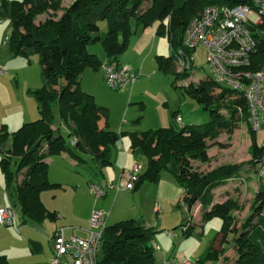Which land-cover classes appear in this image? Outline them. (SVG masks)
<instances>
[{
  "label": "trees",
  "instance_id": "16d2710c",
  "mask_svg": "<svg viewBox=\"0 0 264 264\" xmlns=\"http://www.w3.org/2000/svg\"><path fill=\"white\" fill-rule=\"evenodd\" d=\"M48 1L1 0L0 3V16L12 24L10 43L14 54H37L44 78V85L35 90L39 102L38 118L16 130L10 144H7L8 134L0 133V167L11 195L21 206L24 217L38 222L57 214L41 199L43 190L56 185L48 176L50 155L68 151L79 162L91 160L98 171L111 163L112 147L120 140L121 132L109 129V108L99 104L94 94L82 88L81 79L88 67L103 69L105 62L120 63L118 55L127 49L132 33L130 18L136 19L138 27L158 21L159 27L166 30L172 52L158 54L156 60L160 70L174 76L175 83L187 80L192 74V70L177 71L176 54L184 48L185 30L193 14L211 4L249 3V0H152L150 7L141 12L144 0H73L60 18L38 21V14ZM59 2H55L58 7ZM99 21H106V30L101 29ZM259 28L264 30V20ZM96 43L103 46L108 60L103 61L97 55L92 46ZM263 52L264 35L253 53L251 69L260 68L255 65V57ZM217 88L216 82L209 77L198 84L190 82L182 86L185 95L210 112L209 121L180 126L174 122L179 111H172L169 125L132 135V148H140L147 159L135 187L145 180L157 182L163 171L170 172L186 191L189 212L200 203L203 221L214 216L223 219L221 232L233 236L237 254L230 257V264H264V218L259 215L264 205V188L254 213L239 225L228 213L229 206L215 202L214 191L232 179L242 177V167L229 165L204 171L195 165V161L205 163L210 160V142L223 131L233 130L234 119H249L243 94L228 88L218 91ZM219 101L223 103L215 104ZM55 105L66 125V134L61 125L56 124ZM74 139L76 143L72 142ZM254 149H259L263 155L264 147H260L256 139ZM13 162L18 167L12 185ZM191 219L186 215V221L175 228H181L189 235L194 228ZM154 233L151 227L135 218L108 224L102 239L104 256L99 255V264H154L155 248L150 244ZM222 252L226 253V250ZM218 256L219 252L209 247L194 264H207L212 258L216 262ZM225 258L229 260L228 256ZM0 264H11L1 250Z\"/></svg>",
  "mask_w": 264,
  "mask_h": 264
},
{
  "label": "rangeland",
  "instance_id": "374dc122",
  "mask_svg": "<svg viewBox=\"0 0 264 264\" xmlns=\"http://www.w3.org/2000/svg\"><path fill=\"white\" fill-rule=\"evenodd\" d=\"M59 1L60 6L58 7V5L55 3L56 0H49L47 6L44 7V9L38 14V21H46L47 19H54L56 17L60 18L64 13L65 8L73 2V0ZM151 3L152 0H144L140 6V11L145 12L150 7ZM202 10L203 8L193 15L195 16L201 13ZM262 20H264V18L261 19L260 24H262ZM130 24L132 33H130L129 37V52L135 50L139 41H141V48L145 43H150V49L151 46H153L152 40L154 35L157 36L156 32L159 22L156 21L151 25L138 27L136 19L131 17ZM99 25L102 30L107 29L106 21H99ZM158 37H160V35H158ZM159 39L160 43L158 42L157 45L158 47L160 45V49H162L164 52H155V54H170L172 50L168 35L160 37ZM97 45L101 46L100 43ZM155 51H157V49ZM155 54L150 57V60L154 63L155 70H149L142 73V77L145 79L141 81L142 85L140 86L139 90L133 89V96L130 102L124 96H122V99H117L108 92L106 93L110 97L106 94L100 93L98 99H107L110 102V105H107H109L110 108L113 107V111L115 113L117 112L119 115L122 114V116L127 114L128 118L131 116L133 118L137 117L136 115H140V113L136 114V111L141 109L140 100L143 99L147 106L146 110H144V112L147 111L145 122H147L151 113L156 112L158 109L162 110L169 108L171 109V111L169 110L171 123V112L179 111L182 103L184 104L182 105L183 108H181L184 114V124L209 121L211 119L210 112L204 109L203 106L194 98L185 95L182 89L183 85L190 82L198 84L201 79H205L207 77L213 79L212 69L206 59L205 47L201 45L196 50L195 62L191 76L185 81L175 83H173V75H166L165 73L158 71L155 63ZM255 58V65L257 67L264 66V52L258 53V57ZM176 69L180 72L177 65ZM109 88L117 92L122 91L112 89L111 87ZM217 89L218 91L221 90L220 88ZM222 103L223 101H219L215 104L220 105ZM53 110L55 113L56 124L61 125L59 107L55 105ZM61 127L63 132L66 134L64 127L62 125ZM255 139L260 147L264 145V129L254 132L251 128L248 118L244 119L237 117L234 119L233 130L223 131L215 141L212 143L210 142L211 146L208 149V156L210 160L205 163L195 161V165L198 167L201 166L204 171H209L229 165L242 167L243 178L236 177L228 182L224 187L218 188L214 192L215 202L229 206L230 209H228V213L233 215L234 220L239 225L244 222L249 217V215L254 213L255 206L260 202L263 192V185L259 174V164L262 153H259V149H254V151L252 150L253 146H255ZM68 143L71 147H74V145L69 140ZM49 160L48 176L49 179L56 185L43 190L41 192V199L49 210H57L61 215L67 217L66 223L79 227L81 218V214L79 212H83L82 203L94 199L100 200L95 197L90 189V182L98 180L96 174L99 171L91 160L87 162H81L80 165L76 167L68 165V159L60 154L50 155ZM17 167V164L13 162L11 165V169L14 172V180L12 185L15 182V173L17 172ZM67 170H70L71 172L68 173ZM0 185H2L0 187V204H6L10 202L14 206L17 218L20 220V223L24 216L22 208L18 201H16L11 196L6 177L2 172L1 167ZM4 186L6 189H4ZM115 191L116 190H114V192ZM104 198L105 197H103V200ZM127 199L131 204V199L129 197ZM118 204V198H115V200L111 199L108 210L117 208ZM179 211L180 210L178 209V212ZM180 213H182V211H180ZM172 215L173 214H168L166 210H160L156 214L152 211L151 206L147 208L146 212V217L149 216V218H151L150 222L153 223V227L156 228L153 235H159L162 239L169 238L172 246H177V250L175 251L174 248L172 253L174 257L176 256L178 259L190 258L194 264L195 260H197L202 255L201 253L209 247H211L214 252H219V256L216 262L214 261V258H212L207 264H230V257H235V255H237L233 248V236L221 232L223 219L220 216L209 218L203 226H198L190 237H185L180 228H175V226L167 228L168 230L174 232V235L168 236L165 234L164 228H160V226L157 225V222H160L161 218H163L166 223H173L175 218ZM180 221H183V215L180 216ZM180 221L178 223H181ZM210 231L220 233L217 237H206L205 235H207ZM20 234H22V232H19L16 224L8 226L0 225V250L7 255L11 264H23L25 261H27V256L25 255L31 254L28 243L26 242V244H23L21 242ZM212 235L214 236L216 234L212 233ZM179 237H182V239L185 240V244L181 250H179L178 246ZM152 243H154V240ZM224 250H226V253L222 252ZM99 255L101 258H103V249L99 251ZM154 256V264H164V254L160 253L158 249L155 250ZM225 256L229 257L228 261Z\"/></svg>",
  "mask_w": 264,
  "mask_h": 264
},
{
  "label": "crops",
  "instance_id": "0c3cea01",
  "mask_svg": "<svg viewBox=\"0 0 264 264\" xmlns=\"http://www.w3.org/2000/svg\"><path fill=\"white\" fill-rule=\"evenodd\" d=\"M0 19V62L4 63L8 68L7 73L0 75V133L8 134L7 144H10L12 142L13 133L16 130H18L24 123L34 121L38 118L39 102L35 95V90L40 89L44 85V78L39 56L37 54L31 56L14 54L10 40L7 39L11 36L12 24L9 19L1 16ZM159 26L160 25L158 24L156 32L157 36L154 35L152 40L153 46H151L150 49V43H145L141 48V41H139L135 50L129 52L130 47H127L125 51L118 55V60L120 62L129 64L134 69L141 71V76L139 80L135 82L133 87L122 90L121 92L111 90L109 88L110 86L106 82L102 67L98 69L88 67L82 75V88H85V90L87 89V91L90 90L89 92L94 94L95 99L99 104L105 105L109 108V121L107 123L109 129L118 133L121 132L120 140H118L117 143L112 147L111 163L108 166L103 167L96 174L100 182L116 183L120 181L121 184H124L125 180L122 178L123 174L127 173L136 161L141 162L145 169L147 165L146 156L140 148H132V135L135 132H141L170 124L171 118L169 116V110L171 111V109L169 108L162 110L158 109L156 112L151 113L147 122H145L147 111L144 112V110H146L147 106L143 99L140 100L141 109L136 111V114L140 113V115H136L137 117L133 118L132 116L128 118L127 114L122 116V114L119 115V113H115L113 111V107L110 108V102L107 99H98L100 93L108 95L106 93L108 92L117 99H122V96H124L129 100V102L132 100L133 89L139 90L140 86L142 85L141 81L145 79L142 77V73L149 70H155L154 63L150 60V57H152L155 52H164L162 49H160V45L158 47L157 43H160L159 38L167 36V33L163 27ZM158 35H160V37H158ZM97 44L98 43L93 44L97 55L103 61L108 60L109 57L106 54L103 46H98ZM156 49L157 51H155ZM156 55H158V53L155 54L156 67L158 71L163 72L159 69ZM164 55H169V53ZM182 105L184 104L182 103ZM182 105L179 108L178 114H181L182 120L184 122V114L181 109L183 108ZM61 125L66 128V125L62 122V120ZM0 153L2 157V152L0 151ZM60 155H63V157L68 159L67 162L70 166L76 167L81 163L75 160L68 151H63ZM47 161L49 163V158ZM67 171L68 173L71 172L70 170ZM1 186L2 185H0V187ZM4 189H6L5 186ZM114 190L116 189H109L107 194L103 196L105 197L104 200L103 197H101L97 198L100 200L94 199L82 203L83 212H79L81 214L79 227L66 223L67 217L61 215L57 210H54L57 212L56 215L52 217H46L40 222L33 221L29 218L27 219L23 216L21 222L19 223L20 220L16 215V225L19 229V232H22V234H20L21 242L23 244H26L27 242L31 251V254L25 255L27 256V261H25L23 264H49V259L52 256L54 247L53 233L59 226H66L65 236L67 237L71 236L72 234L86 236L87 230L90 226V216L95 208H101L109 212L108 224H114L122 220L135 218L136 220L151 227L153 230H156V228L153 227V223L150 222L151 218H149V216L146 217L147 208L149 206L152 207V211L156 214L160 210H166L168 214H173L172 216L175 218L173 223H166L163 218H161L160 222H157V225L160 226V228H164V230H168L167 228L169 227H176L177 225L184 223L186 221L184 220L186 213V215L188 214L189 217H192L191 224L194 226V228L193 231L189 233V235H186L183 229L180 228L185 237H190L198 226H203L206 222L202 221V207L200 203H197L192 208V211L189 212L186 205L185 189L178 183L175 176L168 171H163L159 181L157 182L145 180L132 190L122 189L118 190V192H116L117 190L114 192ZM9 191L11 190L9 189ZM128 197L131 199V204L127 199ZM115 198H118V207L113 210H108L110 206V200H115ZM7 204L11 203L9 202L0 205ZM178 209L182 211V213H180V211L178 212ZM181 215H183V221H180ZM179 221L181 223H178ZM212 233H215L216 235L213 236ZM219 233L220 232L210 231L205 236L210 238L217 237ZM153 240L154 243H152ZM178 240L179 250H181L185 244V240L182 239V237H179ZM150 244L154 246L155 250L158 249L160 253L164 254V264H167V261L171 259H178L172 254L174 248L175 251L177 250V246H172L169 238L162 239L159 235H153ZM205 251H203L201 254H203Z\"/></svg>",
  "mask_w": 264,
  "mask_h": 264
},
{
  "label": "built area",
  "instance_id": "2783aa9c",
  "mask_svg": "<svg viewBox=\"0 0 264 264\" xmlns=\"http://www.w3.org/2000/svg\"><path fill=\"white\" fill-rule=\"evenodd\" d=\"M263 16L264 0H249V3L233 5H207L190 20L184 34V48L179 49L176 54V65L180 71L193 70L196 50L203 45L207 62L212 69V80L218 88H228L244 95L254 132L264 129V66L258 70L251 69L253 53L264 35V30L259 28ZM7 39L10 40V37ZM103 70L106 81L115 90L133 87L141 76L140 70L122 62H105ZM7 72L8 68L0 62V75ZM174 122L183 125L181 114L176 115ZM72 142L76 143V139ZM143 171L144 165L136 161L132 168L123 174L124 184L120 181L103 183L97 180L90 182V189L96 198L105 196L111 188L117 191L132 190ZM259 174L264 188V153L259 164ZM259 215L264 218V205ZM108 216L109 212L95 208L90 216L86 236L72 234L67 237L66 226H59L53 233L54 247L49 264H99V251L108 226ZM14 224V206L0 205V225ZM165 234L170 236L174 235V232L165 230ZM167 264H193V261L190 258L171 259Z\"/></svg>",
  "mask_w": 264,
  "mask_h": 264
}]
</instances>
